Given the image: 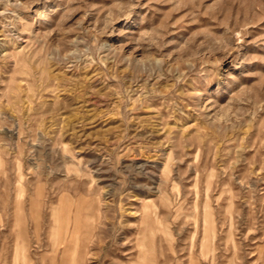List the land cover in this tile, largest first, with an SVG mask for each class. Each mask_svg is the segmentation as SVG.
Returning <instances> with one entry per match:
<instances>
[{
	"label": "rangeland",
	"instance_id": "rangeland-1",
	"mask_svg": "<svg viewBox=\"0 0 264 264\" xmlns=\"http://www.w3.org/2000/svg\"><path fill=\"white\" fill-rule=\"evenodd\" d=\"M0 264H264V0H0Z\"/></svg>",
	"mask_w": 264,
	"mask_h": 264
},
{
	"label": "bare ground",
	"instance_id": "bare-ground-1",
	"mask_svg": "<svg viewBox=\"0 0 264 264\" xmlns=\"http://www.w3.org/2000/svg\"><path fill=\"white\" fill-rule=\"evenodd\" d=\"M207 247V246H206ZM16 253H15V259H21L22 261L25 260L26 255H25V248L21 245H16Z\"/></svg>",
	"mask_w": 264,
	"mask_h": 264
}]
</instances>
